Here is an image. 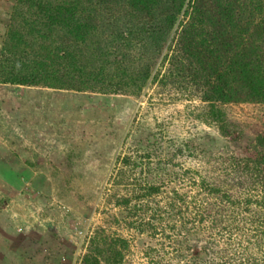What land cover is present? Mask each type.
Instances as JSON below:
<instances>
[{"label": "rangeland", "instance_id": "374dc122", "mask_svg": "<svg viewBox=\"0 0 264 264\" xmlns=\"http://www.w3.org/2000/svg\"><path fill=\"white\" fill-rule=\"evenodd\" d=\"M16 2L0 0V51ZM100 11L91 45L109 56H92L94 66L121 62V42L110 41L127 22L120 9ZM172 45L163 52L170 57ZM156 69L159 78L139 95L0 83V159L15 179L0 172V264H82L86 256L106 264L109 247L121 252V238L122 264H190L177 243L188 230L192 242L217 238L224 245L226 232L200 221L222 200L200 183L258 179L251 159L264 153V104L224 105L222 129L187 76L162 59ZM150 183L162 185L160 193L140 199ZM135 205L150 207L137 213L153 224L142 232L130 224Z\"/></svg>", "mask_w": 264, "mask_h": 264}, {"label": "trees", "instance_id": "16d2710c", "mask_svg": "<svg viewBox=\"0 0 264 264\" xmlns=\"http://www.w3.org/2000/svg\"><path fill=\"white\" fill-rule=\"evenodd\" d=\"M104 8L120 9L127 21L114 29L110 41L121 42V62L94 66L92 56H109L104 46L91 45ZM173 42L170 57L163 52ZM159 59L172 63L178 76L188 77L208 105L207 117L225 129L224 105L264 104V0H17L0 51V83L139 95L151 78H159ZM5 160L0 159V172L8 181L15 180ZM251 160L257 180L224 186L201 180V189L222 202L218 207L210 203L200 221L207 218L212 227L226 232V241L222 247L217 238L192 242L188 230L177 243L190 264H264V153ZM161 187L148 184L140 199L154 198ZM121 203L128 205L130 199L122 198ZM148 210L135 205L129 211L135 218L130 224L141 232L153 226L137 216ZM154 212L162 217L161 209ZM181 227L186 229L185 224ZM120 242L121 252L108 248L112 255L105 258L106 264H122L127 241ZM82 264L100 262L86 256Z\"/></svg>", "mask_w": 264, "mask_h": 264}, {"label": "crops", "instance_id": "0c3cea01", "mask_svg": "<svg viewBox=\"0 0 264 264\" xmlns=\"http://www.w3.org/2000/svg\"><path fill=\"white\" fill-rule=\"evenodd\" d=\"M13 8H14V7H13ZM12 10H13V9H12ZM11 12H12V11H11ZM11 12H10V14H11ZM10 14H9V15H10ZM9 15H8L6 18H8V17H9ZM6 25H7V24H6ZM0 240H4V238H3V237L1 238V235H0Z\"/></svg>", "mask_w": 264, "mask_h": 264}]
</instances>
